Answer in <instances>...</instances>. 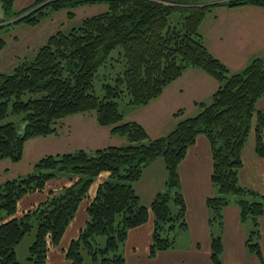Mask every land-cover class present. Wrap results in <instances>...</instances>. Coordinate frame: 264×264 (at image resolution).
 I'll use <instances>...</instances> for the list:
<instances>
[{"label":"trees","instance_id":"16d2710c","mask_svg":"<svg viewBox=\"0 0 264 264\" xmlns=\"http://www.w3.org/2000/svg\"><path fill=\"white\" fill-rule=\"evenodd\" d=\"M189 2L195 5L191 12L175 6ZM0 4L7 16L14 14L15 0H0ZM98 4H106L108 11L85 19L69 33L58 32L34 58L24 59L12 72H0V161L19 162L28 140L58 134V122L79 113L94 112L99 125L110 127L113 135L127 143L92 152L80 149L46 155L30 173L0 184V264H45L50 249L60 244L85 199H89V219L65 252L72 264H125L129 231L151 216L150 257L176 249L180 234L188 231L179 165L199 135H205L211 145L212 182L217 191L206 201L213 264H222L224 209L231 204L238 206L241 222L250 228L246 249L262 261L258 220L264 215V196L242 186L239 174L242 151L252 130L256 152L264 157V111L256 107L264 96V58L231 73L208 50L200 27L218 5L264 7V0L224 4L205 0H36L22 10L16 24L37 25L60 10ZM4 46L0 39V50ZM117 48L122 50L124 71L114 78V84H103L100 98L95 92L98 71ZM190 68L204 71L220 84L209 105L197 103L199 114L180 120L169 134L156 139L140 123L124 121L123 106L150 103ZM119 101H125L123 106ZM182 113L180 110L176 117ZM12 115H20V122H4ZM158 158L166 168V187L146 206L134 184ZM103 173L108 179L91 195L92 185ZM59 176L71 183L51 191L44 202L15 218L24 196L44 191L48 181ZM31 233L34 241L22 262L16 248Z\"/></svg>","mask_w":264,"mask_h":264},{"label":"crops","instance_id":"0c3cea01","mask_svg":"<svg viewBox=\"0 0 264 264\" xmlns=\"http://www.w3.org/2000/svg\"><path fill=\"white\" fill-rule=\"evenodd\" d=\"M35 1L15 0V7L19 11L29 7ZM226 1L229 0H210L209 3L224 4ZM200 32L208 50L224 63L231 73L242 71L256 58H264V7L262 6L244 5L233 8L226 5L216 6L201 24ZM219 86V82L214 77L202 70L190 68L180 78L169 84L150 106L141 109L123 106L124 121L140 123L151 138L163 137L171 132L180 120L199 114L201 108L197 103L209 105ZM256 107L264 111V96L259 99ZM181 109L183 113L176 117L175 113ZM87 116L90 115L79 114L66 117L68 123L63 129L58 128V134L28 140L25 144L24 156L19 162H12L9 159L0 161V184L30 173L34 164L46 155L74 152L80 149L92 152L108 146H123L127 143L124 138L113 135L110 127L99 125L95 113L92 117ZM78 123L83 124L84 128L78 130L74 126ZM90 127H92L91 131L86 129ZM90 132L93 134L87 135ZM93 135H98L101 139L99 146L92 144ZM42 138L51 139L54 143L50 142L45 147ZM34 140H40L39 145L43 150L38 151V154L30 159L32 162L26 163L25 167H19L23 159L29 158V153L34 149L31 145ZM242 160L240 184L264 196V157H260L256 152L254 130L250 133L242 151ZM212 171L210 142L205 135H199L196 142L188 148L184 160L179 165L181 190L187 206L188 231L180 234L179 246L176 249L161 251L154 257H150L149 249L153 233V217L151 216L147 223L129 231L124 248L125 264H213L212 230L206 206L207 199L217 192L212 182ZM103 174L108 177L107 173ZM166 178L164 161L158 158L145 169L141 179L134 184L140 200L142 195L147 197L146 206L151 204L158 193L165 190ZM100 183L94 182L91 195L95 194ZM69 184L70 181L65 176L53 179L48 182L44 192L24 196L18 203L16 214L22 215L32 210L48 197L49 191H60L62 187ZM88 205L89 199L81 202L60 244L50 249L45 264H72L65 252L71 242L78 238L89 219ZM258 222L261 232L262 261L246 249L245 241L250 228L241 222L238 206L231 204L224 209L222 264H264V215ZM26 236L23 238L24 241H21L24 242L25 249L34 241V235ZM20 244L16 248L17 256L20 261L25 262L28 256H25V249H21Z\"/></svg>","mask_w":264,"mask_h":264},{"label":"rangeland","instance_id":"374dc122","mask_svg":"<svg viewBox=\"0 0 264 264\" xmlns=\"http://www.w3.org/2000/svg\"><path fill=\"white\" fill-rule=\"evenodd\" d=\"M200 1H202V0H200ZM205 1L207 4H211V3H209L210 0H205ZM190 3H192V2H189L188 4H182V5L176 4L175 6H179L185 10H190V12H191L192 11L191 9H193L195 7V5L190 4ZM196 5H198V4H196ZM218 6H220V5H218ZM14 7H15V5H14ZM26 8H28V7H26ZM26 8H24V9H26ZM17 10L18 9L15 7V9L13 10L14 14L12 16H7V14L4 12V10L0 4V26H3V28H0V39H3L5 41L4 48L0 50V72H4V73L12 72L14 70V68L18 64H20L24 59L30 60V59L34 58L36 53L39 51V49H41L44 45H46L47 42L49 41V39L52 36L56 35L58 32L69 33L73 28H77L78 26H80L81 23H83V21L85 19L107 12L108 7L106 4H98V5H86V6H82V7H77V8L71 9V10H67V9L60 10L58 12H55V13L47 16L45 19L41 20L37 25H29L26 23L16 24V21L19 18H21V17H17V16L21 15V12L23 9L19 10V11H17ZM70 11L73 13V15L69 14ZM121 51H122L121 48L115 49L112 52V54L110 55L108 63L104 67H101L98 71L97 78L95 81V92L100 98H102L104 96L103 84L104 83L114 84V78H116L119 75V73H122L124 71V62H123V57L121 56ZM159 97H157V98H159ZM156 99L152 100L150 103H148L144 106H139V107L131 108V109H137V108L141 109V108L148 107ZM119 103H120V106H123L122 104L125 103V101L124 102L119 101ZM179 111H177V112H179ZM79 114H86V115H90L87 117H92V115H94V112H92L91 114H87V113H79ZM79 114H75V115H79ZM71 116H73V115H71ZM175 116H176V113H175ZM21 118L22 117L20 115H17V116L12 115V116H9L4 122L13 121V122L19 123ZM66 123H68V120H66V118H64L58 122L57 126L59 129L60 128L63 129L66 126ZM74 126L78 130H81L84 128L83 124H80V123H78ZM86 129L91 131L92 127L86 128ZM85 134H87V133H85ZM90 134H93V133L90 132L87 135H90ZM42 139H43L42 141L44 142L45 147H47L50 142L54 143V141L51 139H45V138H42ZM91 139L93 140L92 144H95V145L98 144V146L100 145L101 139L98 138V135H93V137ZM152 139H156V138H152ZM39 141L40 140H34V142H32L31 145H33L34 149L31 151V153H29L30 154L29 158H26L25 160L23 159L21 161L22 163L19 164V167H25L26 163L32 162V161H30V159L33 158V156L35 157L38 154V151L40 152L43 150L42 146L39 145ZM126 142H127V140H126ZM98 146H96V147H98ZM23 156H24V154H23ZM107 179H108V177L106 176V174H103V175L99 176L96 179V181L102 182V181L107 180ZM50 181H52V180H50ZM50 181H48V182H50ZM70 183H71V181H70ZM47 184L45 186V189L47 187ZM45 189H44V191H45ZM44 191H42V192H44ZM50 192L51 191H49V193ZM56 192H58V191H56ZM49 193H48V197H49ZM142 196L143 197L141 199V202H142V204L145 205L146 204L145 201L148 199L145 195H142ZM17 211H18V208H17ZM22 217H23V214L22 215H18V214L15 215V218H17V219H20ZM29 235H34V233L28 234V236ZM28 236H26V237H28ZM20 245H22L21 249L24 250L25 249L24 242H21ZM29 249H30V246H27L25 249V256H28ZM88 260L89 259L86 257L87 263H88Z\"/></svg>","mask_w":264,"mask_h":264},{"label":"water","instance_id":"95a60500","mask_svg":"<svg viewBox=\"0 0 264 264\" xmlns=\"http://www.w3.org/2000/svg\"><path fill=\"white\" fill-rule=\"evenodd\" d=\"M25 127V125L22 126V128Z\"/></svg>","mask_w":264,"mask_h":264}]
</instances>
